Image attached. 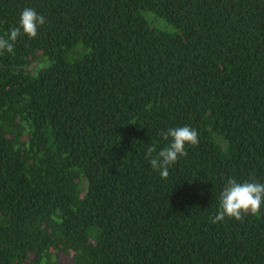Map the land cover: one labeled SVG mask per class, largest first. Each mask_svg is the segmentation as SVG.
<instances>
[{
  "label": "trees",
  "instance_id": "trees-1",
  "mask_svg": "<svg viewBox=\"0 0 264 264\" xmlns=\"http://www.w3.org/2000/svg\"><path fill=\"white\" fill-rule=\"evenodd\" d=\"M0 264H264V0H0ZM37 64L32 66V62ZM190 126L161 178L146 158ZM156 155V153H153Z\"/></svg>",
  "mask_w": 264,
  "mask_h": 264
},
{
  "label": "clouds",
  "instance_id": "clouds-1",
  "mask_svg": "<svg viewBox=\"0 0 264 264\" xmlns=\"http://www.w3.org/2000/svg\"><path fill=\"white\" fill-rule=\"evenodd\" d=\"M46 18L38 14L35 9L25 8L19 17L18 26L9 29L7 37L0 36V53L7 51L14 53V43L21 35L35 38L38 35V27L44 25ZM160 135L171 142L157 152L155 145L149 146L146 158L153 170L159 172L161 178L166 179L169 175V166L177 162L181 156H187L185 145L195 146L199 142L197 130L190 126L169 128ZM156 153V155H153ZM264 205V183L238 182L234 178L227 180L219 196V208L217 213L211 217L212 223H218L228 218L242 221L247 214L256 215L261 206Z\"/></svg>",
  "mask_w": 264,
  "mask_h": 264
},
{
  "label": "rangeland",
  "instance_id": "rangeland-1",
  "mask_svg": "<svg viewBox=\"0 0 264 264\" xmlns=\"http://www.w3.org/2000/svg\"><path fill=\"white\" fill-rule=\"evenodd\" d=\"M37 60H34L31 64H32V66H35L36 64H37V62H36Z\"/></svg>",
  "mask_w": 264,
  "mask_h": 264
}]
</instances>
